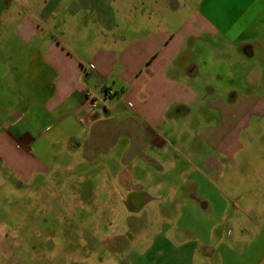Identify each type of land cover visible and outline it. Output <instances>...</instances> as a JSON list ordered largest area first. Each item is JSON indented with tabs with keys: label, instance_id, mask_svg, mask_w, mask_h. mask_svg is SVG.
<instances>
[{
	"label": "crops",
	"instance_id": "1",
	"mask_svg": "<svg viewBox=\"0 0 264 264\" xmlns=\"http://www.w3.org/2000/svg\"><path fill=\"white\" fill-rule=\"evenodd\" d=\"M166 6L173 7L164 0H0V172L10 173L21 186L48 173L59 147L62 156L93 166L123 142L120 172L127 177L120 182L130 192L138 181L144 188L145 168L160 167L157 157L175 146L170 140L196 157L206 156L198 155L201 150L193 144L199 138L201 147L220 149L227 163L219 165L207 156L200 166L220 174L224 190H237L243 208L238 237L226 251L241 250L248 254V264H264L256 244L264 236V79L261 67L250 61L262 43L256 30L264 26V0L185 1L169 20L163 17ZM34 58L51 75L50 91L39 98L34 91L27 98L20 68L22 62L33 65ZM25 69L29 77L31 70ZM7 92L14 96L6 106ZM28 116L33 125L45 127L19 130L16 125ZM199 120L203 128L191 130ZM251 150L246 195L242 184L227 176L240 172L238 164L247 162ZM207 186L196 185L188 194L192 215L208 216L213 210L208 196L197 191ZM105 193L104 215L113 220L122 213L119 206H126L125 230L135 236L133 227L145 220L134 214L155 199L146 196L145 207H133L131 214L120 194ZM155 214L147 212L151 218ZM247 220L253 222L252 230L246 229ZM182 234H154L137 254L139 263L225 264L222 245L181 240ZM232 234L230 228L227 236ZM213 235L211 229L209 237ZM126 236H115L110 248L118 251ZM245 237L251 242L240 248Z\"/></svg>",
	"mask_w": 264,
	"mask_h": 264
},
{
	"label": "rangeland",
	"instance_id": "2",
	"mask_svg": "<svg viewBox=\"0 0 264 264\" xmlns=\"http://www.w3.org/2000/svg\"><path fill=\"white\" fill-rule=\"evenodd\" d=\"M164 1L173 5L166 6V11H163V17L169 20L170 15L177 16L185 1L190 0ZM176 4L180 7L178 8ZM150 20L153 23L156 18ZM72 23L76 24L77 20H73ZM256 35L260 37L262 43L255 46L257 55L250 61L261 67L264 79V26L256 30ZM213 44L218 46L215 42ZM29 65L22 62L23 68H20L22 80L25 82L22 83L25 84L22 86L23 96L33 98L35 92L38 98L46 96L50 91L51 75L42 72L40 62L35 58L33 65L30 67ZM24 67L31 70L29 77H25ZM262 89L264 90V85ZM11 96H14V93H6V106L9 105ZM1 104L4 103L1 101ZM41 104L42 100H38L36 108L38 116L43 118V110L39 108ZM200 121L191 125L190 129H202ZM216 122L218 120L215 116L212 123L216 125ZM16 127L19 130L33 132V128L40 130L45 126L33 125V119H29L28 116ZM168 137L171 138L169 133ZM170 141L175 146L166 148L164 154L157 157L160 167L145 168L147 173L144 188L141 187V182H135L131 193L124 191L120 182V179L124 180L127 177L126 173L120 172L123 142L117 147L114 155L93 166L78 163L71 156H62L59 147L55 149L57 161L49 167L48 173L35 176L28 183L21 182V186L17 185V180L10 173L0 172V264H140L137 254L143 253L154 234L168 230L171 232L181 230L183 232L181 240L199 239L210 242L213 240L214 246L222 245L225 264L244 262L248 264L247 253L241 254V250L226 251L227 245L235 243L238 237L240 223L238 218L243 212L237 190H224L220 174L218 177L214 172L207 173L205 168L200 166V160L207 156L208 159L217 160L219 165L222 162L227 164L221 150L216 146L210 148L204 145L206 148L204 146L203 148L201 147L203 141L196 138L193 144L196 149L201 150L198 151V155H206L196 157L189 150H183L179 142ZM188 143L187 141V145ZM251 149H257V146ZM246 152L249 154L247 162H239L238 166L242 167L239 169L240 172L236 171L231 176L228 173L227 180L231 177L230 182L242 184L243 192L245 191L247 195L249 193L245 186L248 185L249 179L245 169L252 166L253 150ZM202 183L208 186L197 191L204 192L213 205V210L207 213L208 216L197 215L196 212L192 215L190 206L186 205L188 194L195 191L196 185ZM107 184H110L111 188H106ZM106 191L120 194L122 200L131 205L129 207L131 214L134 213L133 207L136 211L145 207L146 196L155 199L147 204L144 212L134 214L144 218L143 222L146 223L144 225L141 222L133 227L137 230L135 236L125 230L127 224L124 215H128L126 206H119L122 213L116 214L113 220H110L109 215H104L101 208L107 206L101 203L108 197ZM179 204H184V208ZM149 210L156 213L154 218L148 217ZM253 226L252 221H245L247 230H252ZM230 228L233 234L227 236ZM211 229H214L213 237H209ZM123 233L128 236L120 243L122 244L120 249L115 251L110 248L114 243V237H119ZM251 239L243 238L242 245L238 246L241 248L248 245ZM256 244L261 245L260 255H263V235Z\"/></svg>",
	"mask_w": 264,
	"mask_h": 264
},
{
	"label": "built area",
	"instance_id": "3",
	"mask_svg": "<svg viewBox=\"0 0 264 264\" xmlns=\"http://www.w3.org/2000/svg\"><path fill=\"white\" fill-rule=\"evenodd\" d=\"M89 102L91 103V107H92L93 109H95V108L97 107V104L94 102V100H93V99L89 100ZM129 106L131 107V106H132V104H131V103H129ZM81 122H83V120H81Z\"/></svg>",
	"mask_w": 264,
	"mask_h": 264
}]
</instances>
